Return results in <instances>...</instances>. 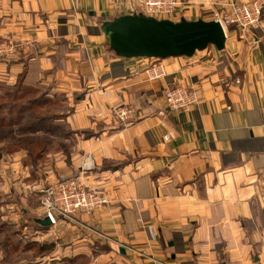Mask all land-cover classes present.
Here are the masks:
<instances>
[{"label": "crops", "instance_id": "obj_1", "mask_svg": "<svg viewBox=\"0 0 264 264\" xmlns=\"http://www.w3.org/2000/svg\"><path fill=\"white\" fill-rule=\"evenodd\" d=\"M180 1L168 20L211 21L231 0ZM125 14L107 0H0V45L13 47L0 84L63 95L68 109V136L43 158L0 150V237L15 227L52 242L37 264H264V10L258 29L228 27L220 52L159 60L158 79L146 74L157 59L117 58L99 32ZM178 86L195 103L161 116ZM120 105L133 109L126 123ZM61 176L108 204L41 227L38 197Z\"/></svg>", "mask_w": 264, "mask_h": 264}, {"label": "built area", "instance_id": "obj_2", "mask_svg": "<svg viewBox=\"0 0 264 264\" xmlns=\"http://www.w3.org/2000/svg\"><path fill=\"white\" fill-rule=\"evenodd\" d=\"M117 10L128 9L130 13H142L156 19H170L177 9L183 8L180 0H107ZM264 0L243 2L231 0L220 9L211 13V18L220 24L224 33L227 28L234 26L240 32L258 29L263 19ZM11 46L0 45V54L10 51ZM13 48V47H11ZM156 60V59H154ZM146 72L149 79L164 76L163 66L156 60ZM165 108L158 113L173 119L195 103V92L184 87H172L163 92ZM114 118L120 123L131 119L133 109L120 105L112 109ZM168 141V137H163ZM41 208L43 216L55 225L58 218L72 219L77 214H90L108 204L106 196L98 191L86 189L75 178L59 177L55 183L47 185L41 191ZM241 264V263H237Z\"/></svg>", "mask_w": 264, "mask_h": 264}, {"label": "water", "instance_id": "obj_3", "mask_svg": "<svg viewBox=\"0 0 264 264\" xmlns=\"http://www.w3.org/2000/svg\"><path fill=\"white\" fill-rule=\"evenodd\" d=\"M98 30L110 51L125 60L191 58L209 47L220 52L226 39L220 24L213 20L188 21L181 18L173 22L142 13L120 15L103 21ZM34 223L41 227L50 226L46 217L34 219ZM119 251L124 252L122 248Z\"/></svg>", "mask_w": 264, "mask_h": 264}, {"label": "trees", "instance_id": "obj_4", "mask_svg": "<svg viewBox=\"0 0 264 264\" xmlns=\"http://www.w3.org/2000/svg\"><path fill=\"white\" fill-rule=\"evenodd\" d=\"M30 91L42 94L36 102L27 99L24 103H16ZM7 98H11L12 103L1 101ZM47 98L45 93L26 88L20 82L10 90L0 93V111L5 112L0 116V150L6 154L25 150L28 158L34 162L43 158L54 140L68 136L64 125L58 123L64 117L62 112L52 115L34 113V110L44 108L43 102L49 100Z\"/></svg>", "mask_w": 264, "mask_h": 264}, {"label": "rangeland", "instance_id": "obj_5", "mask_svg": "<svg viewBox=\"0 0 264 264\" xmlns=\"http://www.w3.org/2000/svg\"><path fill=\"white\" fill-rule=\"evenodd\" d=\"M10 90V88H4L0 84V93L6 92ZM27 96L23 97L21 101L16 102L24 103L27 99L28 100H36L39 98V95L42 93L32 92L30 91L29 94L25 93ZM42 97V96H41ZM48 97V96H47ZM47 101L43 102L42 110H34V113H41L45 114L48 113L49 115L55 114V112L65 114L67 112V105L64 100L63 95H56L54 97H48ZM6 103H12L11 98H7L6 100L2 99ZM56 108V109H55ZM2 116L5 112L4 110L0 111ZM25 117V116H24ZM14 119V118H13ZM39 204L41 206L42 202V194L39 195ZM42 209V208H41ZM43 214V212H42ZM37 226L34 224L30 225V228L27 230L28 232H32L31 230L35 229ZM19 228L12 227L10 230L7 231V237H0V246H2L3 252V260L6 263H13V264H37L38 260L42 258L39 254L47 253L48 251L52 250L53 244L52 242H45V243H38L36 240H32L29 236L26 238L20 237L17 235ZM9 237L8 235H11ZM48 254L47 256H49Z\"/></svg>", "mask_w": 264, "mask_h": 264}]
</instances>
